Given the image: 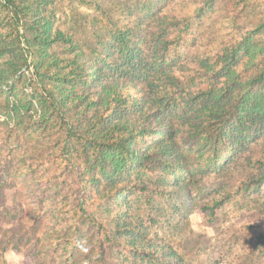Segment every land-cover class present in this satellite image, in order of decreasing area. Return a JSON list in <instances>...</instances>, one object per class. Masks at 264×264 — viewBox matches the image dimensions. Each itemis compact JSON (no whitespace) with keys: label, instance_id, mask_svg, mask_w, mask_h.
<instances>
[{"label":"trees","instance_id":"16d2710c","mask_svg":"<svg viewBox=\"0 0 264 264\" xmlns=\"http://www.w3.org/2000/svg\"><path fill=\"white\" fill-rule=\"evenodd\" d=\"M40 1L47 0H0V222H6L0 223V264H8L3 255L10 249L26 252L22 264H40L45 250L55 252L60 246L61 232L50 230L42 218L47 214L40 213L42 204L31 205L25 188L27 176H35L48 160L45 137L49 142L64 139V148L71 138L82 140L83 147L119 148L129 163L154 157L164 163L166 173L182 175L189 170V160L176 146L174 136L180 127L201 137L214 164L230 135L233 142L249 140L251 155L241 161L245 174L236 189L202 209H209L211 217L230 203L252 209L260 219L257 248L264 252V8L254 20L247 18L260 0L97 1L95 6L111 20L108 9L127 8L123 12L132 23L117 28L101 47L90 44L84 56V45L74 42L72 33L53 31L51 19L32 5ZM217 4L226 10L231 33L225 41L218 40V46H213L209 33L205 50L186 58L185 51L198 45L191 19L209 18ZM54 45L62 54L51 50ZM106 46L120 59L108 55ZM92 56L103 59L99 63ZM91 83L94 89L88 86ZM79 103L80 111L75 110ZM86 113L91 115L87 118ZM75 118L86 121L77 125ZM156 130L154 145L144 149L128 141L149 131L155 135ZM61 155L66 166L81 168L68 149ZM115 176L112 170L103 181L110 190L118 186L116 215L97 222L104 237L127 234L131 226L119 213L120 203L127 204L119 185L127 187L130 182L116 181ZM182 178L175 183L182 188V197L187 196L183 205L195 206ZM82 181L79 176L77 182ZM51 215L60 212L52 210ZM49 235L57 236L45 243ZM139 243L146 256L157 259L159 253L166 257L171 253L156 242ZM163 263L179 264L172 258Z\"/></svg>","mask_w":264,"mask_h":264},{"label":"rangeland","instance_id":"374dc122","mask_svg":"<svg viewBox=\"0 0 264 264\" xmlns=\"http://www.w3.org/2000/svg\"><path fill=\"white\" fill-rule=\"evenodd\" d=\"M97 1L101 3L103 0H47L32 5L40 8L42 16L51 19L53 31L72 33L74 42L84 45L81 49V56H84L89 54L90 44L99 48L113 38L112 33L117 28L132 23L123 12L127 8L108 9L113 17L111 20L95 6ZM263 8L264 0H260L247 18L254 20ZM200 20L191 19V29L198 45L185 51L186 58L205 50L209 33L213 46H218L221 38L225 41L231 33L226 10L219 4L209 18ZM243 24L245 22L240 26ZM127 35L130 36L131 32ZM51 50L62 54L57 45ZM106 51L112 58L120 59L111 47L106 46ZM92 57L99 63L103 59ZM88 86L95 88L92 83ZM88 86H79L78 89L87 90ZM131 93L138 94L139 90L132 89ZM81 108L79 103L75 110ZM90 115L86 113L87 118ZM85 121L75 118L72 122L83 125ZM95 130L99 131L98 128ZM156 131L155 135L149 131L128 141L144 149L154 145L159 135V130ZM174 138L178 150L189 160V170L186 167L187 173L182 175L166 173L164 163L154 157H144L141 164L129 163L119 148L93 144L83 147L82 140L72 138L64 148V139L49 142L45 137L44 152L48 160L41 164V171L35 176H27L25 188L31 205L42 204L40 213L47 214L42 218L50 224V230L61 232V243L55 252L43 249L40 264H165L163 260L169 258L179 264H264V252L257 248L259 226L256 223L260 219L253 215L252 209H237L230 203L216 209L212 217L209 209H202L205 203L209 205L212 199H221L230 189H236V183L245 174L241 161L251 155L250 146L246 145L249 140L233 142L230 135L229 145L220 149V158L214 164L209 146L198 135L191 136L185 127H180ZM65 149L72 152L74 161L81 165L80 169L65 165V158L61 155ZM112 170L116 171V181L130 182L127 187L119 185L127 200L126 205L120 203L119 213L131 222V226L127 234L118 236L115 233L116 237L111 233V237H104L102 231H98L97 222L109 220L118 209L114 201V189L118 186H112L110 190L103 182ZM79 176L84 178L83 184L77 182ZM181 177L182 186L189 188L196 200L195 206L183 205L182 198L187 200V196L182 197V188L175 183ZM97 182L100 183L99 190L95 189ZM51 209L59 211L60 215L52 216ZM122 209L127 214H122ZM0 223L6 225V222ZM67 235L71 238L65 239ZM56 236H45L43 240L46 243ZM139 242L146 246L156 242V246H163L171 253L168 257L159 253L157 259L146 256L145 247L141 250ZM257 254L261 256L256 257ZM26 255V252L10 249L3 258L8 264H22Z\"/></svg>","mask_w":264,"mask_h":264}]
</instances>
